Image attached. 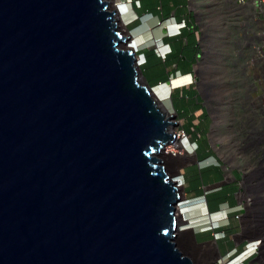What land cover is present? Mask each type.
I'll list each match as a JSON object with an SVG mask.
<instances>
[{"label": "water", "instance_id": "1", "mask_svg": "<svg viewBox=\"0 0 264 264\" xmlns=\"http://www.w3.org/2000/svg\"><path fill=\"white\" fill-rule=\"evenodd\" d=\"M109 5L0 0V264H196L177 233L209 244L160 159L177 115Z\"/></svg>", "mask_w": 264, "mask_h": 264}, {"label": "rangeland", "instance_id": "2", "mask_svg": "<svg viewBox=\"0 0 264 264\" xmlns=\"http://www.w3.org/2000/svg\"><path fill=\"white\" fill-rule=\"evenodd\" d=\"M117 3L119 0H116L113 5ZM245 13L250 16L254 15V12L252 13V10L248 8ZM125 15L123 18L128 26L122 30L128 36L131 35L129 43L134 42V45L139 47L154 38L162 39L160 34L165 33L163 23L151 27L144 21L147 28L143 26L138 29L139 27L132 24L133 20L129 15ZM226 22L225 24L216 22L215 28L211 27V24L209 28H204L202 31L197 28L201 34L199 47L204 59L197 63L196 70H199L201 79L199 87L207 107V113L203 110L205 116L202 117V109L196 112L195 118L192 111L187 113L183 110V113L187 114H179L172 104L171 98L174 90L171 91V88L165 84L152 87L147 80L149 72L142 69V73L149 85L160 94L164 100L163 104L171 113L177 115L179 126L176 131L183 136L181 143L186 140L185 138H189L194 143L190 136V131L193 130L187 122L195 119L190 124L191 127H197L201 123L202 131L198 136L206 140L205 150L211 148L217 163L221 166L220 170L223 175L220 181H217L218 176H215L213 169H206L205 175L202 174L204 171L201 167L204 165L197 164L196 155L183 154L180 157L173 155V159L168 161L171 172L180 175L178 178L181 177L184 185L183 195L187 201L181 208H183L185 220L188 219L190 224V219H193L192 225L195 226L194 223L201 219L203 215L201 212L204 209L197 203L206 195L209 187L225 183L226 185L219 190H227L230 183H232V189L240 185L242 191L237 194L238 202L245 203L247 209L251 205L254 207L250 209V222L246 225L245 232L234 236L227 235V239L241 245L250 236L256 237L259 234V237L264 239V154L260 152L264 150V59L258 51L263 41L264 25L260 26L254 21L246 24L236 20ZM149 49L157 50L160 55L164 53L156 45ZM179 76L178 78H181L185 75L179 74ZM190 77L191 80L183 83L178 89H191L197 92L195 78ZM189 95L187 93L186 97L189 98ZM201 105L203 106V103ZM212 165L217 166L215 162ZM219 190L210 193H218ZM257 220L261 224L255 223ZM233 232L230 233L233 234ZM185 237L184 242H191L193 235L191 233ZM201 240L207 241L203 238ZM192 247L196 250L193 248L186 250L184 246L183 249L187 253L191 251L196 264H198V258L206 260V264H221L223 258H221V251L217 245ZM250 264H264V252L260 259L253 260Z\"/></svg>", "mask_w": 264, "mask_h": 264}, {"label": "trees", "instance_id": "3", "mask_svg": "<svg viewBox=\"0 0 264 264\" xmlns=\"http://www.w3.org/2000/svg\"><path fill=\"white\" fill-rule=\"evenodd\" d=\"M139 4H134L133 8L135 10L137 18L140 20L139 22L142 23V25L138 28H142V26L146 27V24L143 23L145 16L152 15L149 13V11L154 10V6L148 8V5L146 3V0H136ZM186 23V21H184ZM187 24L186 28H184L180 35L178 37L168 38L164 33H161L160 40H156V38L150 40V42L144 44L141 48V55L145 58L146 64L142 66V69L146 72V70L149 72V75H147V80L150 83L152 87H158L162 84H165L168 80L175 79L179 74L188 75L191 74V71L193 69V65L197 61V54L200 52L199 43L195 39V35L197 33V30L194 29H188L187 30ZM159 37V38H160ZM156 42H160L161 44H166L171 47V54L168 55L165 59H162L158 53L157 50H151L150 47L155 46ZM149 47V48H148ZM187 52L192 53V59L188 62H184V57L186 56ZM176 67V69L174 68ZM146 77V76H145ZM151 77V78H150ZM187 93H189V98L186 97ZM172 104L175 110L180 114L184 112L189 113L190 111L193 112V116L195 118L196 112H199L202 108H199L201 104L199 103V96L196 91H193L191 89L183 90V89H175L172 94ZM203 110V109H202ZM183 113V114H187ZM207 113V111H206ZM205 116V113L203 112L202 117ZM195 119H193L191 122H187L188 126L193 131H190V136H192V140L194 144L197 147L196 155L198 157V160L203 162L199 166L204 171L202 172L203 175H205L206 169H213V173L215 176H218V180L220 181V178H222L220 170V165L217 163V160L215 159V154L212 153L211 148L205 150L204 144L206 143V140H203L202 137L199 138L198 134L202 131V125H198L197 127H191L190 124L194 122ZM205 118L202 119V122H204ZM215 162L217 166H213L212 163ZM205 164H207V168H205ZM209 176V175H207ZM203 183V182H202ZM203 187H206L204 184H202ZM202 190V189H200ZM203 192V191H202ZM233 192H227L226 190H219L218 193H207L203 196L202 200L204 199L209 207V210L211 213H214V210L221 209L223 207H229L233 206L235 204V200L233 199ZM231 199V200H230ZM232 209V208H231ZM234 209V208H233ZM224 228H218L215 232H209L205 233L203 235L198 234L197 236L198 240L205 239L207 241L213 240L215 234H220L221 237H224L223 239H227V234ZM229 240V239H227ZM233 248H230L228 250V254L222 255L223 261H221V264H225L228 262L230 258H234L235 256L242 253L244 250L243 248L238 249L235 247V242ZM220 245V244H219ZM252 260L247 262L246 264H250Z\"/></svg>", "mask_w": 264, "mask_h": 264}, {"label": "crops", "instance_id": "4", "mask_svg": "<svg viewBox=\"0 0 264 264\" xmlns=\"http://www.w3.org/2000/svg\"><path fill=\"white\" fill-rule=\"evenodd\" d=\"M254 1L255 0H249V5L243 7L238 4V0H146L148 8L154 6V10L149 11V13L152 15H149L147 17L145 16L144 21L151 27H153L158 23H163L162 25L164 28L167 23L180 24L186 21V24L188 26L187 30L192 29V31L194 29L197 30V28L198 29L200 28L202 31L204 28H209L211 24H212L211 27L215 28L216 22L219 23L221 22L222 24H225L227 23L226 22L227 20L229 21L236 20L242 24H246L247 22L254 21L256 24L258 23L260 26H262L264 25V5L262 8L256 9ZM246 8L252 10V13L254 12V15L250 16L248 15V13L246 14L245 13ZM139 21L140 20L134 21L132 24L137 27H140L142 23H140ZM164 30L166 31V29ZM200 35L201 34L197 30L195 39L197 40L198 43H200L199 41L201 38L199 37ZM190 76L193 75L191 74L189 76H186V78H191ZM223 208L214 210V213L221 212ZM191 221L192 223L190 224L189 228L195 232L196 237L199 236L198 234L200 235L205 234L202 233V230L199 229V227L192 225L193 219H191ZM200 240H198V242ZM249 241L251 240H245L244 242L247 243ZM208 243L217 245L221 251L220 252L221 255H225L226 253H228V250L230 248H233L234 246L233 242L225 239H221L219 241L213 239L208 241ZM187 244L190 245L191 248H193L192 246H196L193 242V239L191 242L188 241Z\"/></svg>", "mask_w": 264, "mask_h": 264}, {"label": "clouds", "instance_id": "5", "mask_svg": "<svg viewBox=\"0 0 264 264\" xmlns=\"http://www.w3.org/2000/svg\"><path fill=\"white\" fill-rule=\"evenodd\" d=\"M134 4L137 5L139 3L136 2V0H126L119 6V8H121L125 12V14H126L125 16L129 15L130 19L133 20V22H134V20L135 21L139 20L136 16L134 8H133ZM183 26H184L183 23H180V24L167 23L165 26V29L167 31L165 33V35L168 38L178 37L180 35L181 31L184 28H186V26H184V27ZM146 43H148V42H146ZM131 45L133 47L134 42L131 43L130 46ZM155 45L157 46L158 49H162V52H164L163 55H160L158 53V55L162 59L163 58L165 59L168 55L171 54V47L169 45L161 44L160 42H156ZM141 48H142V45H139L138 48H134V49H135L138 57L140 58V61H143L146 64L145 58L141 55ZM164 55H166V57H164ZM188 75H191V74H188ZM178 77H180V76L178 75L177 78ZM162 85L164 86V84H162ZM178 88H181V87H178ZM178 88H175V89H178ZM171 91H173V90H171ZM185 139L186 140L183 141V144H185L187 146V149L189 151L188 155H196L197 148L195 147V144L192 143L189 140V138H185ZM197 162H198V165H201L203 163V162L198 160V157H197ZM178 179H180V178L176 179L179 182ZM197 204L200 205L202 207V209H204V211L202 210V212H201V213H203L201 219L198 222H195L194 224H195V226L199 227V229L202 230V233L215 232L218 228H227V226L229 227L230 216L234 213L233 208L231 209L229 207H224L223 210L219 213H211V211L209 210L207 202H203V200H201ZM184 205L185 204H181V206H184ZM239 208L241 209V206ZM191 223H192V221L190 219V224ZM190 224H188L189 227H190ZM256 233H257V231H256ZM213 236H214V239L216 241H219V240L224 238V237H221L220 234H215ZM257 242H259L258 245L255 244ZM261 243H262V241H260V240L254 241V242H249L248 244H246V247L242 251V253L235 256L234 258H230L228 260V262H226L225 264H246L249 260L253 259L257 255V247L260 246Z\"/></svg>", "mask_w": 264, "mask_h": 264}, {"label": "bare ground", "instance_id": "6", "mask_svg": "<svg viewBox=\"0 0 264 264\" xmlns=\"http://www.w3.org/2000/svg\"><path fill=\"white\" fill-rule=\"evenodd\" d=\"M115 1L116 0H110V5H109V12H118V15L115 17V19L117 18V19H119V27H120V29L122 30V29H126L127 27L126 26H128L127 24H126V22L124 21V15H125V12L121 9V8H119V6L123 3V0H119V3H117L116 5H113V4H115ZM123 31V30H122ZM123 34H124V36L125 37H129V36H131V35H129L128 36V34L127 33H125L124 31H123ZM132 38V37H131ZM130 44H131V42L129 43V45H128V49H131V48H138V46L137 45H134L133 47H132V45L130 46ZM123 46H125V44L123 45ZM133 48V49H134ZM134 51H135V49H134ZM136 52V51H135ZM139 58V57H138ZM140 59V58H139ZM186 76H189V75H185L184 77H181V78H178V79H175V80H173V87H179V86H181L183 83H187V82H189L190 80H191V78H186ZM169 87V86H168ZM171 88V87H170ZM153 97L154 98H156L157 100H158V103L160 104V106L164 109V111H165V113L167 114V116H171L167 111H166V108H165V106H164V100L161 98V96H160V94L155 90V89H153ZM171 122H174L175 123V121H173V120H171ZM176 126L175 125H171L170 127H169V133L171 134V135H173V134H175V138H174V140H173V142H170V143H168V145L161 151V153H160V159L162 160V161H164L166 164L168 163V161L169 160H171V159H173V155H178L179 157H180V155H183V154H189V151H188V149L186 148V145L185 144H183V143H181V137H183V136H181V135H179L178 133H177V131H176ZM171 168V167H170ZM178 182V181H177ZM179 184H180V182H179ZM180 186H181V188H182V191H183V189H184V185L183 184H180ZM182 207V206H181ZM181 207H178L177 208V216H178V221H179V224L181 225V224H184V222H187L188 224H189V220L188 219H186L185 220V218H184V213L182 212V209L183 208H181ZM177 235H178V240H180V241H182V249H183V246L186 248V250H187V248H190L191 249V246L190 245H188L187 244V242H184V240L186 241V237H185V235H188V233H185V234H182V233H177ZM181 238V239H180ZM184 239V240H183ZM177 240V241H178ZM184 243V244H183ZM194 249V248H193ZM184 250V249H183ZM194 250H196V249H194ZM191 256H192V254H191V251L190 252H188ZM193 257V256H192ZM194 259V258H193ZM195 261V260H194ZM196 263V262H195ZM198 264H206V260H204L203 258H198Z\"/></svg>", "mask_w": 264, "mask_h": 264}, {"label": "flooded vegetation", "instance_id": "7", "mask_svg": "<svg viewBox=\"0 0 264 264\" xmlns=\"http://www.w3.org/2000/svg\"><path fill=\"white\" fill-rule=\"evenodd\" d=\"M192 55H193L192 53L187 52L186 56L184 57V62H188L190 59H192ZM201 56H202V50H200V52L197 54V61L193 65V69L191 71V74L195 78V82H196L195 90L198 89L197 92H198V96H199V103L200 104L203 103V106L201 105V108L203 110L207 111L206 103L204 101V96H203V94H202V92L200 90V87H199L200 86L199 82L201 81V79L199 77V70H196L197 63L201 62V59H204V55H203V57H201ZM187 59H189V60H187ZM203 110H201L202 111V115H203ZM263 139H264V134H263ZM260 152L264 154V150H260ZM231 184L232 183H230L228 185L229 187L227 188V190L226 189L225 190L227 192H233V199L235 200V204L236 205L231 206V208H234V213L230 216V221H229L230 225H229V227L228 228H224V230L226 231L225 233L227 235H229V236L233 235L234 236L236 234L239 235V234L245 232L246 225L250 222V215H251V210L250 209H251V207L253 208L254 206L251 205V207L249 209H247V206L245 205V203L244 204L243 203L242 204L239 203L238 199H237V194H239L242 191V187L240 185H237V186H235V188L232 189ZM240 206H241V209L239 208ZM242 206H244L245 213L242 212L243 211L242 210L243 209ZM259 222L260 221L257 220L255 223L261 224ZM231 231L232 232L234 231L233 234L230 233ZM259 236H260L259 234L256 237L255 236H252V237L250 236L249 239H246V240H251L249 242H254L257 239V237H259ZM205 242H208V241H205ZM205 242L202 241V240L199 241V243H205ZM249 242H247V243L244 242L241 245H237L236 244L235 247L238 248V249H241V248L245 249L246 244H248ZM263 252H264V240L262 241L261 245L257 247V255L251 260L253 261V260L260 259L262 257Z\"/></svg>", "mask_w": 264, "mask_h": 264}, {"label": "built area", "instance_id": "8", "mask_svg": "<svg viewBox=\"0 0 264 264\" xmlns=\"http://www.w3.org/2000/svg\"><path fill=\"white\" fill-rule=\"evenodd\" d=\"M238 4H239L240 6L246 7V6L249 5V0H238ZM254 4H255L256 9H260V8H262L263 5H264V0H255V1H254ZM183 24H184V26H186V23H185V22H183ZM184 26H183V27H184ZM262 39H263V41H262V45L259 47L258 51H259V54L261 55V58L264 59V36H263ZM164 57H166V55H164ZM139 60H140V59H139ZM144 64H145V63H144L143 61H140V66H141V67H142ZM178 180H179L180 184H183V183H182V180H181V177H180V179H178ZM203 202H206V201L204 200ZM255 244L258 245L259 242L255 243Z\"/></svg>", "mask_w": 264, "mask_h": 264}]
</instances>
